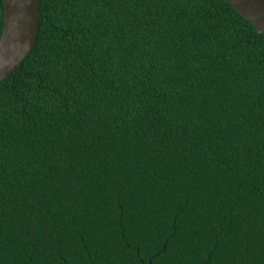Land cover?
<instances>
[{
  "label": "trees",
  "instance_id": "1",
  "mask_svg": "<svg viewBox=\"0 0 264 264\" xmlns=\"http://www.w3.org/2000/svg\"><path fill=\"white\" fill-rule=\"evenodd\" d=\"M40 13L0 83V264H264V34L226 0Z\"/></svg>",
  "mask_w": 264,
  "mask_h": 264
},
{
  "label": "water",
  "instance_id": "2",
  "mask_svg": "<svg viewBox=\"0 0 264 264\" xmlns=\"http://www.w3.org/2000/svg\"><path fill=\"white\" fill-rule=\"evenodd\" d=\"M226 1L264 34V0ZM4 11L0 83L15 74L35 48L40 31V0H4Z\"/></svg>",
  "mask_w": 264,
  "mask_h": 264
}]
</instances>
